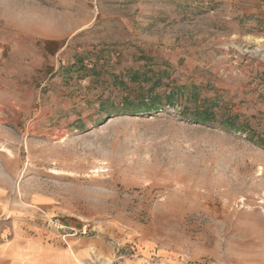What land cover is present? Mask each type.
<instances>
[{
	"label": "rangeland",
	"instance_id": "1",
	"mask_svg": "<svg viewBox=\"0 0 264 264\" xmlns=\"http://www.w3.org/2000/svg\"><path fill=\"white\" fill-rule=\"evenodd\" d=\"M22 231L264 264V0H0V241Z\"/></svg>",
	"mask_w": 264,
	"mask_h": 264
},
{
	"label": "crops",
	"instance_id": "2",
	"mask_svg": "<svg viewBox=\"0 0 264 264\" xmlns=\"http://www.w3.org/2000/svg\"><path fill=\"white\" fill-rule=\"evenodd\" d=\"M70 241L26 231L5 236L0 241V264H86L76 258ZM78 251L84 257L86 249Z\"/></svg>",
	"mask_w": 264,
	"mask_h": 264
},
{
	"label": "trees",
	"instance_id": "3",
	"mask_svg": "<svg viewBox=\"0 0 264 264\" xmlns=\"http://www.w3.org/2000/svg\"><path fill=\"white\" fill-rule=\"evenodd\" d=\"M138 106V104H132L131 107H135ZM157 111L159 110L158 106H155L154 104H152L151 106H146L145 109H140L139 111ZM194 119H197L199 121H210V119L204 115V114H199L197 117H194Z\"/></svg>",
	"mask_w": 264,
	"mask_h": 264
}]
</instances>
